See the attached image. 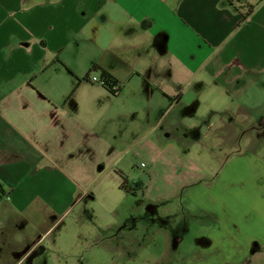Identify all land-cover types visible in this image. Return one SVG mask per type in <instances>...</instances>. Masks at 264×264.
I'll return each instance as SVG.
<instances>
[{"label": "crops", "instance_id": "crops-1", "mask_svg": "<svg viewBox=\"0 0 264 264\" xmlns=\"http://www.w3.org/2000/svg\"><path fill=\"white\" fill-rule=\"evenodd\" d=\"M228 2L0 0V264L40 261L43 227L37 223L32 235V221L60 211L62 198L83 188L79 182L95 161V148L169 151L173 136L189 141L173 128H196L187 111H197L205 95L211 103H232L214 110L225 116L220 125L231 134L237 86L245 90L243 79L264 70V0ZM249 5L254 9L242 22ZM94 65L117 79V93L95 85L92 77L101 78L102 71ZM174 70L192 71L185 81L196 83L190 104H184V90L169 92ZM207 80L219 89L203 91ZM134 85L142 95L125 96ZM111 107L122 119L117 131L104 126ZM176 108L181 111L169 119ZM118 155L107 171L124 157ZM231 175L219 178L232 199L230 215L222 218L228 226L201 242L210 247L227 238L226 231L246 233L240 243L230 241L249 258L264 245V192L252 183L244 197L234 198ZM5 201L9 208H2Z\"/></svg>", "mask_w": 264, "mask_h": 264}, {"label": "rangeland", "instance_id": "rangeland-1", "mask_svg": "<svg viewBox=\"0 0 264 264\" xmlns=\"http://www.w3.org/2000/svg\"><path fill=\"white\" fill-rule=\"evenodd\" d=\"M95 74L96 71L91 73ZM173 74H169L173 79L169 92L184 90V104H190L196 83L186 85L185 81L192 78V71L174 70ZM242 82H248L244 87L248 93L244 97L245 90L237 86L236 117L232 119L235 123L230 135L220 125L225 116L214 110L232 103H211L209 95H205L197 111L192 106L187 109V119L196 128H173V135L182 134L189 141L173 136L166 142H171L169 151L122 147L119 150L124 157L120 155L107 171L106 164L115 159L119 150L110 145L96 153L95 148V161L90 169L87 161L89 170L79 182L83 188L72 198H62L65 204L60 211L39 214L32 221V235L38 226L43 227V244L39 247L43 254L36 264H264V245L249 258L241 247L232 250L230 240L240 243L246 233L242 238L241 234L226 231L228 239L221 235L222 240H215L210 247L201 242L208 237L212 240L217 234L214 230L222 231L228 226L222 218L230 215L232 199L224 192L227 182H220L221 176L227 173L229 179L232 174L235 181L229 185L234 198L244 197L252 183L264 192V70ZM206 87V93L219 89L209 80ZM124 94L138 97L142 92L134 85L126 87ZM246 97L253 101L247 104ZM246 104L252 116L245 111ZM179 111L181 108L174 109L169 119L177 117ZM114 114L111 107L104 126L117 131L122 119ZM124 178L129 191L119 187ZM219 187L223 190L219 191ZM6 207L9 208L7 201L2 204V208ZM169 233L173 235L170 241Z\"/></svg>", "mask_w": 264, "mask_h": 264}, {"label": "trees", "instance_id": "trees-1", "mask_svg": "<svg viewBox=\"0 0 264 264\" xmlns=\"http://www.w3.org/2000/svg\"><path fill=\"white\" fill-rule=\"evenodd\" d=\"M230 5H233V0H228ZM254 6L253 5H249L248 9L246 12L242 13V22L251 14V12L253 11ZM97 68H101V67H96V65H94L92 67L93 70L97 69ZM102 74H101V79L104 81V83L102 84V86L106 87L107 89H109L110 92L112 93H117V89H118V81L117 79L111 74L109 73V71H107L104 68H101ZM124 182L121 184V188L125 189L126 191H129V187L127 186V180L126 178H124ZM1 189H0V193H1ZM3 193V192H2Z\"/></svg>", "mask_w": 264, "mask_h": 264}, {"label": "built area", "instance_id": "built-area-1", "mask_svg": "<svg viewBox=\"0 0 264 264\" xmlns=\"http://www.w3.org/2000/svg\"><path fill=\"white\" fill-rule=\"evenodd\" d=\"M92 81H93V82H100L101 84L104 83V81H103L101 78L97 77V76H93V77H92ZM0 189H1V188H0Z\"/></svg>", "mask_w": 264, "mask_h": 264}]
</instances>
